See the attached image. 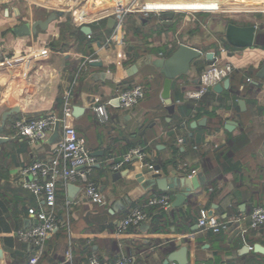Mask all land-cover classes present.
<instances>
[{"label": "crops", "instance_id": "1", "mask_svg": "<svg viewBox=\"0 0 264 264\" xmlns=\"http://www.w3.org/2000/svg\"><path fill=\"white\" fill-rule=\"evenodd\" d=\"M167 11L175 13L173 23L161 16ZM53 12L57 17L47 29H21ZM84 12L102 17L80 24L77 16ZM263 13L264 0H0V264H24L34 251L32 242L22 237L35 223L29 210L48 207L43 195L25 187L34 177L21 170L38 160L50 162L63 137L62 122L41 142L21 136L17 124L48 113L63 118L68 91L72 116L67 122L99 159L91 176L106 203L85 201L79 180L71 182L81 188L71 202L70 182L59 181L57 227L38 264H91L93 257L106 264L123 255L133 256L136 264H264V252L256 249L258 244L264 247V227L253 229L244 221L233 228L237 216L264 207V77L259 76L264 46L256 45L257 34L264 33ZM110 18L117 20L114 27ZM196 18L214 29L206 46L195 43L194 36L191 41L180 36L182 27L197 24ZM227 23L256 25L254 44L232 45ZM85 25L91 26L92 38L80 33ZM182 43L203 55L173 80L176 107L170 114L162 97L166 77L153 61L169 57L155 50L166 47L173 54ZM211 51L216 62L237 66L230 87L212 89L199 101L186 99V92L199 86ZM248 77L254 81L247 82ZM136 84L146 86V96L131 109L121 107L117 96ZM99 104L108 106L109 121L99 120L94 109ZM179 106L191 108L192 114L182 117ZM76 107L81 112L74 114ZM199 111L206 114L195 118ZM180 118L184 123L177 129ZM203 118L206 123L197 128L206 129L191 128ZM229 120L236 122L232 130L226 128ZM190 137L200 141L188 142ZM133 147L146 151L151 166L134 161L114 169L113 163ZM229 147L235 150L229 153ZM150 167L171 179L201 172L204 182L177 203L178 192L149 185L150 174L138 180ZM157 195L169 196L168 210L147 205ZM139 205L150 220L120 230L119 222ZM203 209L220 217L221 232L199 225ZM183 247L181 262L169 260Z\"/></svg>", "mask_w": 264, "mask_h": 264}, {"label": "built area", "instance_id": "2", "mask_svg": "<svg viewBox=\"0 0 264 264\" xmlns=\"http://www.w3.org/2000/svg\"><path fill=\"white\" fill-rule=\"evenodd\" d=\"M124 14H120V23L124 19ZM102 13L84 12L77 16L80 24H85L90 20H99ZM91 37V34L88 35ZM110 41V39H109ZM223 52H227L222 47ZM237 66L233 62L218 63L214 62L203 68L199 76V86L196 89L186 92V99L202 100L212 89L222 83L226 78L236 71ZM251 77L247 78V82H253ZM146 96L145 86L136 84L119 93L117 100L119 105L125 109L135 107ZM71 92L68 91L65 96L64 116L59 118L55 113H48L44 116L20 121L17 124L18 132L21 136H25L31 142L44 141L51 129L57 122L63 123V137L56 147V154L50 162L41 160L24 167L21 170L22 175H32L34 178L25 181L26 188L34 192L36 195H43L46 200L47 209L29 210L34 217L35 223L31 229L22 232V237L32 242L34 251L24 264H38L43 253L44 245L47 238L57 227L58 217L56 214L58 182L64 181L71 183L73 181L82 182V198L93 204L103 205L106 203L105 196L101 191L99 184L91 179L94 168L99 164V159L91 153L85 141L79 136L77 129L67 122L72 116V107L70 104ZM95 112L101 122L110 120V113L106 104L95 106ZM183 142V138H179V143ZM138 161L142 166L149 165L147 162V153L142 147H133L129 149L120 160L113 163V168L118 170L127 164ZM151 166V165H149ZM149 206H157L168 210L171 207L169 196L157 195L152 196L147 201ZM150 220V215L146 211L144 205L134 208L119 222L120 230H127L129 227L138 226L143 222ZM235 222H239V227L244 221H248L249 226L253 229L264 227V207H257L249 214L242 213L235 218ZM199 225L204 228H210L215 233L221 232L224 227L220 217L210 215L206 209L201 210L199 217ZM91 264H101L96 257L90 259ZM106 264H136L133 256L123 255ZM205 264V263H199Z\"/></svg>", "mask_w": 264, "mask_h": 264}, {"label": "water", "instance_id": "3", "mask_svg": "<svg viewBox=\"0 0 264 264\" xmlns=\"http://www.w3.org/2000/svg\"><path fill=\"white\" fill-rule=\"evenodd\" d=\"M162 17L167 18L165 19V22H171L173 23V18L175 16V13L173 11H167L161 14ZM57 17V13L53 12L51 13L45 20H38L35 22V24L32 26V28H29V25H24L23 28L28 33L33 31V33H37L38 29L41 28L43 30L47 29L49 24ZM117 23V20L115 18L109 19L110 27H114ZM82 31L90 35L92 33V28L89 25H85L82 27ZM257 32V26H238L233 23H227V29H226V38L227 40L236 47H249L254 44L255 37ZM203 55L202 50L192 47L187 44H180L179 48L168 58H158L153 61V63L161 69V71L165 75V81H164V88L162 92V97L165 100L167 105V110L170 114H173L175 112L176 105L172 103L171 100V90H172V84L173 80L184 73H187L192 63L200 58ZM206 57L208 59V64H213L215 62V53L214 52H208L206 54ZM93 65H101V62L99 61H93ZM132 69H136V66H133L129 71L130 74H132ZM261 77H264V67L260 72ZM231 80L230 78H226L222 83H218L213 87V90L216 92H222L224 89H227L230 87ZM118 101V100H117ZM119 103V101H118ZM241 106H243V101H240ZM81 112V109L76 107L74 109V114H77ZM170 120V118H168ZM207 118H203L201 120L193 121L191 123V128L196 129L198 126H202L206 123ZM236 125V122L229 120L227 122L226 128L228 130H232L234 126ZM56 127H59V122L56 123ZM146 174H150L151 178L149 179V185L158 184L161 191L169 192V191H176L178 192L176 196L177 203L180 201H183L186 196L193 190L198 188L203 182H204V174L199 172L195 175L189 176V177H174L173 179L169 177H163L160 173H154V168L150 167L149 169L143 170V172L138 176V180L142 181L144 176ZM69 201L73 202L74 197L76 196L77 191H79L81 188L77 187L75 184L70 183L69 184ZM210 215H213V213H210ZM239 226V222H236L233 228H237ZM238 231V229H237ZM239 232V231H238ZM256 249L259 252H264V247L258 244L256 246ZM186 248L183 247L179 251H175L169 255V260H180V255L185 253Z\"/></svg>", "mask_w": 264, "mask_h": 264}, {"label": "trees", "instance_id": "4", "mask_svg": "<svg viewBox=\"0 0 264 264\" xmlns=\"http://www.w3.org/2000/svg\"><path fill=\"white\" fill-rule=\"evenodd\" d=\"M79 31H80V33L81 34H83V31H82V29L81 28H79ZM89 37V36H88ZM90 38H92V37H90ZM256 45H259V46H264V33H262V32H259L258 34H257V39H256ZM213 47H215L217 50L219 49V47L217 46V45H213ZM157 53L158 52H164L166 55H171L172 54V52H173V50H171V51H167L166 50V47H162V48H159L158 50H155ZM197 63V65L199 66V62H196ZM200 67V69H202V67L201 66H199ZM202 71V70H201ZM143 85V84H142ZM143 86H145V85H143ZM131 87H133V86H131ZM145 89H146V92H147V88H146V86H145ZM179 111H180V114L182 115V117L184 116H187V115H191L192 114V109L191 108H185V107H183V106H179ZM206 114V112L204 111V112H202V111H199L197 114H196V116H195V118H199V117H201L202 115H205ZM209 115H212V112H210V113H208ZM191 119V118H190ZM183 123H184V118H180L179 119V122L177 123V125H176V128L178 129V128H180V127H182V125H183ZM187 124H189V122H186ZM170 125H171V127H172V123H170ZM173 128V127H172ZM202 129H206L205 127H203V128H197V131L199 132L200 130H202ZM171 132L172 133H174L173 132V130L171 129ZM170 135H172V134H170ZM185 138H187V137H185ZM187 141L188 142H193V143H195L196 141H200V139L199 138H197V139H194L193 137H190V138H188L187 139ZM131 146H133V145H131ZM180 150V148L179 147H175L174 148V151L175 152H177V151H179ZM235 150V148L233 147V148H230L229 147V149H228V151L227 152H229L230 153V151H234ZM91 179L92 180H94L93 178H92V176H91ZM58 192H57V200H58Z\"/></svg>", "mask_w": 264, "mask_h": 264}, {"label": "rangeland", "instance_id": "5", "mask_svg": "<svg viewBox=\"0 0 264 264\" xmlns=\"http://www.w3.org/2000/svg\"><path fill=\"white\" fill-rule=\"evenodd\" d=\"M250 16V15H248ZM251 17V16H250ZM256 17V15H252L251 18ZM204 19H206L205 17H203ZM199 20H201L200 22H203V20L200 18H196L195 22H197V24L193 25H185L184 27L181 28L180 31V36H184L186 39L190 40L191 37H195L197 38V40H195L194 42L199 44L200 46H206L207 44H209V40L211 38V34L213 33L214 29L211 28V25H208L207 27H205L204 25H200ZM261 20L264 21V13L261 17ZM204 24V22H203ZM200 27H199V26ZM194 32H196L195 34H193ZM182 39V38H180ZM191 41V40H190Z\"/></svg>", "mask_w": 264, "mask_h": 264}]
</instances>
